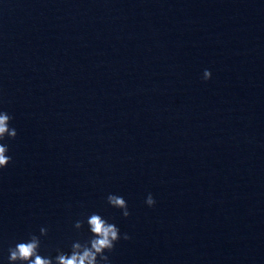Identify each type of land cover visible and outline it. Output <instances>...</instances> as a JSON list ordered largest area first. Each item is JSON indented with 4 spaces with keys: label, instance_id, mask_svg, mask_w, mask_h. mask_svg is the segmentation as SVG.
Listing matches in <instances>:
<instances>
[{
    "label": "water",
    "instance_id": "water-1",
    "mask_svg": "<svg viewBox=\"0 0 264 264\" xmlns=\"http://www.w3.org/2000/svg\"><path fill=\"white\" fill-rule=\"evenodd\" d=\"M0 111V264L93 212L110 264H264V0H0Z\"/></svg>",
    "mask_w": 264,
    "mask_h": 264
},
{
    "label": "clouds",
    "instance_id": "clouds-1",
    "mask_svg": "<svg viewBox=\"0 0 264 264\" xmlns=\"http://www.w3.org/2000/svg\"><path fill=\"white\" fill-rule=\"evenodd\" d=\"M211 73L208 69L203 71L202 78L208 80ZM12 117L5 111H0V169L6 167L11 161V156L7 155L9 148L3 143L5 138L14 139L17 135L16 129L10 126ZM107 203L121 210L123 217L130 215L126 200L117 194L109 193L106 197ZM145 203L151 207L155 200L151 193L145 199ZM87 225V239L75 240L69 246V251L65 252L57 248L56 255H41V236L47 235V229L41 227L40 235L30 233L27 239H22L8 248L7 260L9 264H110L109 256L116 242L121 238L127 240L130 237L127 233L121 234L120 229L98 213H91L84 219L74 222V228L79 230Z\"/></svg>",
    "mask_w": 264,
    "mask_h": 264
}]
</instances>
